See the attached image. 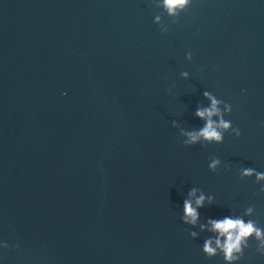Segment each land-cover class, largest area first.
Listing matches in <instances>:
<instances>
[{
    "label": "water",
    "instance_id": "water-1",
    "mask_svg": "<svg viewBox=\"0 0 264 264\" xmlns=\"http://www.w3.org/2000/svg\"><path fill=\"white\" fill-rule=\"evenodd\" d=\"M162 4L0 0V264H228L209 219L264 229V180L241 174L264 171V0ZM205 91L242 135L186 146ZM193 188L214 197L195 225Z\"/></svg>",
    "mask_w": 264,
    "mask_h": 264
},
{
    "label": "clouds",
    "instance_id": "clouds-1",
    "mask_svg": "<svg viewBox=\"0 0 264 264\" xmlns=\"http://www.w3.org/2000/svg\"><path fill=\"white\" fill-rule=\"evenodd\" d=\"M189 4V0H163L162 7L166 9L169 15L176 16L180 11H183ZM160 17H156L158 23ZM163 29L162 32H166ZM187 58L192 59V53H187ZM181 75L185 78L189 76V72L184 71ZM167 79V77H165ZM171 91V89H169ZM67 94V93H65ZM205 97L210 100V105L207 107L200 106L195 111V116L203 120L204 126L197 130L181 129V135L186 137L183 140L184 145L191 146L201 142L206 143H222L225 139V133H234L237 137L242 135L239 127H234L231 120L225 118V114H231L233 107L230 103L218 98L213 92L205 91ZM221 105L224 107L222 108ZM218 118V119H216ZM174 127H179L176 120L172 121ZM222 161L219 157L213 156L210 158L208 165L211 171H217ZM242 176H255L256 180H264V171H257L254 168L242 169ZM198 189L193 188L189 192L190 197H195V207L192 199H185L183 203V217L182 219L190 224L195 225L199 220V209L204 206L205 200L209 203L213 202L214 197L206 195L201 191L199 196H196ZM261 193H264V186H261ZM253 207H249L246 214H251ZM208 223L211 225V231L218 233L214 238L207 239L203 244V252L208 257H214L217 251L223 253V258L228 264H236L245 254V249L249 247V241L255 239L259 241V246L256 251L264 254V229L258 227L256 222L248 220L247 222L240 217L233 218L225 216L223 219H209ZM201 227H206L201 225ZM196 232H191V236L195 237ZM215 244V246H213Z\"/></svg>",
    "mask_w": 264,
    "mask_h": 264
}]
</instances>
